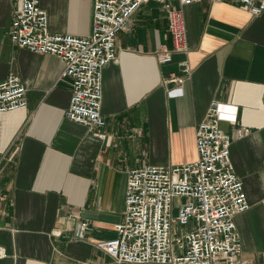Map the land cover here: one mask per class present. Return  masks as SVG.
I'll list each match as a JSON object with an SVG mask.
<instances>
[{
    "label": "crops",
    "instance_id": "obj_1",
    "mask_svg": "<svg viewBox=\"0 0 264 264\" xmlns=\"http://www.w3.org/2000/svg\"><path fill=\"white\" fill-rule=\"evenodd\" d=\"M41 5L52 32L91 35L94 0ZM18 6L0 0V80L14 73L27 87L24 107L0 112V264H140L97 246L118 234L128 171L195 161L196 127L213 99L238 107V123L221 125L233 135L231 159L250 202L235 217L241 260L264 264V10L234 0L185 5L189 52L161 63L156 51L173 45L167 13L144 3L117 34L118 59L103 69L106 124L90 130L67 117L73 88L63 61L11 38ZM184 60V93L171 95L178 84L167 79L186 75ZM238 126L250 132L239 137ZM80 225L84 237L75 236Z\"/></svg>",
    "mask_w": 264,
    "mask_h": 264
},
{
    "label": "built area",
    "instance_id": "obj_2",
    "mask_svg": "<svg viewBox=\"0 0 264 264\" xmlns=\"http://www.w3.org/2000/svg\"><path fill=\"white\" fill-rule=\"evenodd\" d=\"M16 1L19 6L9 28L11 38L20 47L51 53L63 61L61 77L71 78L73 88L67 117L93 130L106 124L103 69L118 59L117 34L130 29L132 17L144 3L160 2L167 13L173 45H163L156 55L161 63L171 62L176 52H189L184 6L199 0H94L89 36L52 32L41 0ZM234 1L254 14L264 10V0ZM176 2L181 6L176 7ZM181 64L186 75L167 79L178 84L169 90L171 95L184 93L183 83L191 68L188 60ZM26 94L19 75L11 73L0 80V112L24 107ZM222 121L237 124L238 107L213 99L196 127L195 161L145 164L128 171L126 209L116 224L118 234L99 241V248L117 262L254 264L241 260L243 245L235 217L249 209L250 202L231 159L233 135L222 127ZM236 131L242 137L250 128L238 126ZM177 197L182 199L179 205Z\"/></svg>",
    "mask_w": 264,
    "mask_h": 264
},
{
    "label": "water",
    "instance_id": "obj_3",
    "mask_svg": "<svg viewBox=\"0 0 264 264\" xmlns=\"http://www.w3.org/2000/svg\"><path fill=\"white\" fill-rule=\"evenodd\" d=\"M85 229H83V225H80L79 228L76 230L75 236L76 237H84Z\"/></svg>",
    "mask_w": 264,
    "mask_h": 264
},
{
    "label": "rangeland",
    "instance_id": "obj_4",
    "mask_svg": "<svg viewBox=\"0 0 264 264\" xmlns=\"http://www.w3.org/2000/svg\"><path fill=\"white\" fill-rule=\"evenodd\" d=\"M181 200H182L181 198L177 197L175 200L176 204L179 205L181 203Z\"/></svg>",
    "mask_w": 264,
    "mask_h": 264
}]
</instances>
